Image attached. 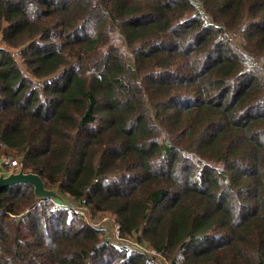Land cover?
I'll return each instance as SVG.
<instances>
[{"label":"trees","instance_id":"obj_1","mask_svg":"<svg viewBox=\"0 0 264 264\" xmlns=\"http://www.w3.org/2000/svg\"><path fill=\"white\" fill-rule=\"evenodd\" d=\"M0 36L6 171L87 211L1 190L0 264H264V0H0Z\"/></svg>","mask_w":264,"mask_h":264},{"label":"water","instance_id":"obj_2","mask_svg":"<svg viewBox=\"0 0 264 264\" xmlns=\"http://www.w3.org/2000/svg\"><path fill=\"white\" fill-rule=\"evenodd\" d=\"M5 163H0V191L18 184H30L33 187L34 195L38 200L52 199L56 205L79 208L70 202L64 201L56 190L46 189L42 179L34 173L18 171L5 175Z\"/></svg>","mask_w":264,"mask_h":264},{"label":"rangeland","instance_id":"obj_3","mask_svg":"<svg viewBox=\"0 0 264 264\" xmlns=\"http://www.w3.org/2000/svg\"><path fill=\"white\" fill-rule=\"evenodd\" d=\"M0 46H3V42L1 40V36H0ZM12 54L16 58V60L19 63L20 67L23 69V67L21 65V61H20L18 50H12ZM60 73L61 72H59L58 75ZM35 83H36L37 86L41 87L42 84L44 83V81H35ZM2 162L5 163V168H4L5 175H8L10 173H17L18 172V169L16 170V164H14V161H11V163H10L11 168L8 171H6V165L8 164L7 163V158L0 157V163H2ZM72 204H74V203H72ZM113 222L114 221L109 216H103L100 219H94L93 218V223L94 224L96 223L98 226L102 227L106 231V233L109 236V240L112 243H126V242L119 241L118 238L115 236V233L112 232ZM150 256L152 257V259L154 261V264H168L167 261H164V260H162L160 258L161 256H155V255H151V254H150Z\"/></svg>","mask_w":264,"mask_h":264},{"label":"built area","instance_id":"obj_4","mask_svg":"<svg viewBox=\"0 0 264 264\" xmlns=\"http://www.w3.org/2000/svg\"><path fill=\"white\" fill-rule=\"evenodd\" d=\"M7 163H9V160H7ZM74 205H78L79 208H75V207H69V206H63V205H58L60 207H63V208H71V209H74V211L77 213V214H81V215H84L85 213H87L86 209L80 205V204H74ZM112 232L115 233V236L118 238V240L120 241V238H119V227L117 224L113 223L112 225ZM155 255V256H160L158 255L157 253H155L154 251H149L148 252V255ZM161 258V257H160Z\"/></svg>","mask_w":264,"mask_h":264}]
</instances>
